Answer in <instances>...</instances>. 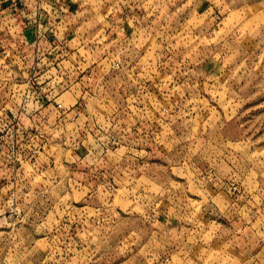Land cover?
Here are the masks:
<instances>
[{
	"label": "rangeland",
	"instance_id": "obj_1",
	"mask_svg": "<svg viewBox=\"0 0 264 264\" xmlns=\"http://www.w3.org/2000/svg\"><path fill=\"white\" fill-rule=\"evenodd\" d=\"M137 2L147 4V0ZM123 6L111 3L106 13L120 15ZM144 9L135 15L139 17L134 21L135 27L132 19H128L129 26L134 28L128 44H135L140 50L132 70L136 76L148 77L143 85L147 91L142 107L161 125L159 133L155 127L148 126L152 127L153 135L165 136L175 131L160 120L164 113L153 109H166L178 123H182L179 117L189 115L186 109H191L195 124L190 134L175 136L185 163L208 140L204 133L207 126L219 124L221 120L224 124L217 138L227 146H242L243 142L249 146L251 155H260L264 161V0H153ZM145 12L147 15L141 18ZM215 13L219 16L217 19L213 17ZM91 24V39L93 36V40L100 42L98 30L91 28ZM114 45L109 43L108 50ZM193 84L194 93L185 91ZM84 86L88 88L87 84ZM64 96L68 98L70 94L67 92ZM69 98L66 103H72ZM127 99L133 101L135 94H129ZM86 100H81V104ZM129 107L135 109V104ZM37 138L38 133L33 129L2 134L0 170H7L10 175L0 178V188L16 184V176L22 170L27 174L37 162L30 152L21 151L25 143ZM58 149L60 145L45 141L40 145L41 157L45 150L52 154ZM153 150L162 160L170 159L159 149L150 148L149 153ZM78 155L83 157V150ZM162 160L151 165L146 163L144 167L168 169ZM226 163L235 172L227 197L219 190L189 197L193 204H199L202 198L210 196L218 207L203 211L197 208L191 214L170 220L160 214L151 223H137L135 219L123 217L106 235L102 247L83 245L76 236L81 225L75 222L64 224L71 234L67 249L62 240L57 243L64 235L62 232L37 236L27 223L17 222L15 228L24 230V247L30 253L25 264H52V257L57 260L63 257L61 264H264V171L257 167L256 161H246L235 151L227 154ZM57 166L64 167L59 155L52 161V167ZM170 172L173 183L193 186L191 171L187 173V181L176 177L177 172L181 177L185 175L182 169L173 166ZM90 183L95 184L96 180ZM119 191L113 204L120 203ZM70 208L71 217H83L85 213L91 217L100 211L90 203H73ZM220 208L228 214H221ZM231 209L237 210V214L233 215ZM172 211L169 201L167 212ZM48 214L53 215V210ZM116 214L120 215L118 211ZM121 248L127 250L122 256H114V251Z\"/></svg>",
	"mask_w": 264,
	"mask_h": 264
},
{
	"label": "clouds",
	"instance_id": "obj_2",
	"mask_svg": "<svg viewBox=\"0 0 264 264\" xmlns=\"http://www.w3.org/2000/svg\"><path fill=\"white\" fill-rule=\"evenodd\" d=\"M119 2L121 5L129 4V0ZM152 2L153 0H147V4L137 6L146 7ZM59 3L60 0H57V4ZM85 3L95 6L96 0H85ZM26 4L31 9V14L24 12L21 15L30 23L37 22L38 8L48 12L53 22L60 16V12L50 6L48 0H26ZM84 15L85 13H81V16ZM41 29L40 36L43 38V31L47 29H43L42 25ZM85 36L88 37L87 40ZM57 39L61 46H37L36 51L28 46L23 57L16 60L19 73L23 74V88L17 86V80L20 79L17 72L4 67L0 60V100L10 101L9 109L21 121L23 130L33 129L38 133L37 139L25 143L21 149L30 152L37 162L27 170V174L22 170L16 176V184L10 183L8 187L0 188V264H25L30 255L24 247V230L15 228L17 222L27 223L34 228L37 236L62 232L64 235L58 238L57 243L62 240L66 249L71 234L69 229L64 228V224L75 222L81 225L76 236L83 245L88 248L93 245L102 247L106 235L113 231L123 217L135 219L137 223H151L160 214L170 220L191 214L197 208L203 211L213 206L218 207L210 196L202 198L199 204H193L189 197L216 190L223 192L225 197L228 196L235 178V172L226 163L229 152L235 151L246 161H256L257 167L264 171V161L260 159V155H251L247 144L242 142V146H227L217 138L224 124L223 120L219 124L207 126L204 133L208 140L185 163L175 136L190 134L195 124L191 118V109H186L189 113L187 117L178 118L182 123L173 121L171 114L164 108L153 109V112L164 113L160 120L175 129L165 136L153 135L152 127L159 133L161 125L155 116L142 107V101L146 100L144 92L147 91L143 85L147 83L148 77L136 76L132 70L131 66L139 59L140 50L135 44L129 45L128 38L118 40L112 49L105 50L104 44L91 39L87 30L81 33L78 47L98 50L94 62L99 74L91 81L82 82L78 88L74 87L75 81L80 73L87 71L76 66L81 59L79 53L75 58L68 57L71 63L61 65L57 72L51 71L54 61L47 60L45 53L57 59L64 58L59 54L64 52L65 36ZM105 56L108 60L102 62ZM88 67L91 68L92 63ZM46 68L48 71L45 75ZM85 84L88 85L85 104L59 102V107L45 111L39 102V96L43 93L49 103L56 104L61 94L69 89H72L74 98L77 92L83 97ZM5 89L8 93L6 96ZM195 90V84L191 88H185V91L193 93ZM129 94H135L133 101L127 99ZM132 103L135 104V109L129 107ZM83 108H87V111L80 117ZM3 119L6 117L0 112V131L7 128ZM149 125L152 127H148ZM45 141L60 145L58 152L49 154L45 150L41 157L40 145ZM191 142L195 143L194 140ZM150 148L159 149L170 159L162 160L155 150L149 153ZM81 150L83 157L78 155ZM57 155L60 156L63 168L52 167V161ZM157 160L168 164V169L144 167L146 163L151 165ZM173 166L185 173L181 177L177 172L178 180L187 181V173H194L191 188L187 183H173L170 178ZM201 168L204 170L201 171ZM76 172H82L83 175H75ZM101 173L106 175L101 176ZM8 175L10 173L7 170H0V178ZM92 180H96V183H90ZM213 185H218V189L213 188ZM118 189L120 203L113 204ZM169 201L172 213L167 212ZM73 203H90L100 211L91 217L86 213L83 217H71L68 213ZM49 210H53V215L49 216ZM61 212L63 215H60ZM231 212L233 215L237 214L235 209H231ZM220 213L228 214L224 208H220ZM8 229L11 231H7ZM126 250L127 248L117 249L114 256H122ZM61 260L63 257L60 260L52 257V264H61Z\"/></svg>",
	"mask_w": 264,
	"mask_h": 264
},
{
	"label": "built area",
	"instance_id": "obj_3",
	"mask_svg": "<svg viewBox=\"0 0 264 264\" xmlns=\"http://www.w3.org/2000/svg\"><path fill=\"white\" fill-rule=\"evenodd\" d=\"M9 3L7 6H4L3 3H0V11L2 9H5L8 7L7 13L0 14V60L3 61V66L10 68L11 71L17 72L18 76H20V79L17 80V86L20 88L24 87L23 82V74L19 73V66L16 63V60L21 59L23 57V54L25 52V49L28 46L32 47L33 51L37 50V46L40 47H48L51 45L53 48H56L60 45L59 40L57 37L60 35L58 34L59 28L55 29L56 25H53L50 29H48L46 32H43V38H41L39 33V9H37V15H36V23H30V21L21 15V13L27 12V4L26 0H8ZM39 2V0H38ZM64 4L62 0H60V3L57 4V0L53 1V8L60 12V16H58V19L56 21L60 22L63 20V14H64ZM28 13V12H27ZM132 14L130 11L126 12L125 15ZM137 15V14H135ZM133 15L132 20L136 21V16ZM214 18H218V14H213ZM131 18V17H130ZM60 23L57 25L59 26ZM49 33V35L47 34ZM70 47L66 44L64 46V52L60 53L59 55L64 57L62 59H57L55 56L45 53L46 59L49 61H54L51 71L53 73L57 72L61 65H67L71 63V60L68 57H77V53L72 54V52H69ZM79 53V57L81 58L79 61V64L76 65L77 67H80L82 69H87V71H83L79 74V80L75 81V84H81L84 81H91L95 76H98L97 72V65L94 61H91L90 58H86L84 55L85 53ZM111 54V53H110ZM86 59H85V58ZM108 58L105 60L107 61ZM102 61V62H105ZM36 63H39V60L36 61ZM92 63V67L89 68L88 64ZM47 68L44 70V74H47ZM28 75H32V73H28ZM33 87L35 88V80L32 81ZM80 86V85H79ZM85 88V86H84ZM46 92V89H45ZM70 94V98L72 100L71 104H81V100L88 99V92H84V96L80 97L79 94L76 95L74 98L72 95L71 89L61 94V96L58 98V103L53 104L49 103L47 97L45 94L41 93L39 96V102L43 105L44 110L45 108H50L52 106L54 109L59 107V102L66 103L65 101H68V98L64 95L66 93ZM7 89H5L4 95L6 96ZM10 101H2L0 100V112L4 113V117L6 119H3V123L7 124V128H5L3 131H0V147L2 146V134L12 133V132H22L21 128V121L16 119L13 115L12 110L9 109ZM52 108V109H53ZM74 110V109H73ZM85 114V108L81 109L80 116H84ZM236 187H233V190H235Z\"/></svg>",
	"mask_w": 264,
	"mask_h": 264
},
{
	"label": "crops",
	"instance_id": "obj_4",
	"mask_svg": "<svg viewBox=\"0 0 264 264\" xmlns=\"http://www.w3.org/2000/svg\"><path fill=\"white\" fill-rule=\"evenodd\" d=\"M53 1L54 0H48V3L52 7H53ZM137 1L138 0H129V4H125L123 6L124 9L122 13L119 15L116 12L106 13L107 11L106 9L110 7L111 3L112 4L120 3L119 0H96L95 6L85 3V0H62L65 6L63 8L64 10L63 20L60 22L56 21L58 17L53 22L52 17L49 15L48 12H46L43 8L39 9V33L42 31L41 25L43 26V29H47V30L50 29L53 25H56L55 29L59 28L58 34L60 36H65L66 44L70 47L69 52L75 54L78 52L82 53L81 50H83L86 54L84 56L87 59L90 58L91 61H95L91 57V56L96 57L94 55L95 49H92L90 47L89 48L78 47V45L80 44V34L85 32L86 30L88 32L92 30L89 27L90 24L94 22L92 23L93 25L91 24L92 25L91 28L93 26H94L93 29L97 28L96 31L97 30L98 31L96 33L99 34V39H100L99 43L104 44L105 50L109 43L114 42L116 44L118 40H123L124 38H128L131 34L134 33V28L129 26V22L131 20L128 21V19L130 17H131L130 19H132L135 13L138 15L140 12L145 11L144 7L137 6L140 4ZM0 3L1 4L3 3L4 6H7L9 1L0 0ZM26 10L29 14H31L30 8H27ZM129 11L132 14L125 15L126 12ZM7 12H9L8 7L2 9L0 11V14ZM81 13H85V15L81 16ZM145 15H147L146 12L141 15V18L144 17ZM136 18L137 20H139L138 19L139 17ZM209 19L211 20V18ZM95 22H97L96 25ZM59 23L60 25L57 26ZM126 24H128V26ZM47 34L49 35V33ZM93 38L94 37L92 36V39ZM87 39L88 37L85 36V40ZM109 39L111 41L108 43L107 40ZM107 58L108 57L105 56L103 58V61H105Z\"/></svg>",
	"mask_w": 264,
	"mask_h": 264
}]
</instances>
